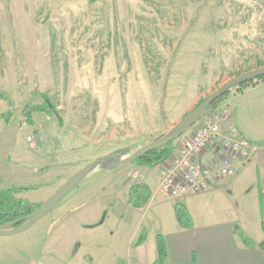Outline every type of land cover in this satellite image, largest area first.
<instances>
[{"label":"rangeland","instance_id":"1","mask_svg":"<svg viewBox=\"0 0 264 264\" xmlns=\"http://www.w3.org/2000/svg\"><path fill=\"white\" fill-rule=\"evenodd\" d=\"M260 67L264 0H0V91L14 103L5 133L0 120V154L8 150L22 173L49 161L54 167L51 192L31 189L19 198L43 203L95 158L135 152L225 83ZM41 95L53 113L49 119L34 112L30 126L23 108L42 105ZM223 99L216 106L225 107ZM6 111L0 101V114ZM182 139L173 141L175 149ZM36 152L48 157L36 161ZM121 166L110 173L96 168L28 229L0 236V264H41L46 239L58 234L67 254L87 234L116 235L121 254L142 230L145 248L155 250V235L174 218L166 200L177 197L161 192L144 207H131L129 187L154 175L134 169L114 175L131 167ZM39 181L31 176L24 185ZM109 184L117 186L114 204L110 189L104 192ZM99 219L106 222L97 227Z\"/></svg>","mask_w":264,"mask_h":264},{"label":"crops","instance_id":"2","mask_svg":"<svg viewBox=\"0 0 264 264\" xmlns=\"http://www.w3.org/2000/svg\"><path fill=\"white\" fill-rule=\"evenodd\" d=\"M220 104L230 109L234 125L252 143V155L246 163L236 166L232 176L213 183L209 190L178 197L174 202L166 200L172 204L173 212L176 203L183 204L192 217L193 225L190 228H182L175 214L174 218H169L168 226L158 233L164 236L168 251L163 264H264V249L260 246L264 242V82H256L240 90L235 89L229 92ZM0 120H3L1 114ZM10 125L11 123L4 124L2 132L5 133L4 130ZM2 143L0 139V145ZM5 153L0 154V189L26 186L25 180L35 176L42 180L39 181V191H42V195L51 192L54 179L51 171L54 167L50 161L35 170L22 173L20 169L23 166H19L20 162L13 158L8 150ZM34 156L39 162H44L42 159L48 157L38 152ZM205 157L206 155L199 156L198 161ZM24 158L31 159L27 156ZM6 165L14 170H8ZM126 165L131 167L113 172L114 175L120 176L133 169L146 171L147 174L152 171L154 176H150L144 184L151 189L152 199L159 195L163 197L159 181L164 164L151 168L135 164ZM110 171L113 170L108 173ZM97 187L89 188L93 189L94 198H97V190H94ZM107 188L113 193V202L117 186L109 184L104 188V192ZM24 192L26 191L17 194V197ZM83 206L85 205L82 204ZM105 222V219H99L96 226H103ZM238 232L250 239L251 244H245ZM116 238V235L110 234L106 237L87 234L79 240L77 248L67 254L62 252L65 236L51 235L45 243L48 248L45 252L47 259L41 264H151L157 257L156 247L153 251L145 248L147 233L144 243L136 245V241L132 242L121 254L115 250L119 241ZM120 246L123 247L124 244Z\"/></svg>","mask_w":264,"mask_h":264},{"label":"built area","instance_id":"3","mask_svg":"<svg viewBox=\"0 0 264 264\" xmlns=\"http://www.w3.org/2000/svg\"><path fill=\"white\" fill-rule=\"evenodd\" d=\"M188 132L163 163L159 185L166 196L178 198L205 192L213 183L232 176L236 166L246 163L252 155V143L236 128L226 106L214 107ZM203 155L206 157L198 161Z\"/></svg>","mask_w":264,"mask_h":264},{"label":"trees","instance_id":"4","mask_svg":"<svg viewBox=\"0 0 264 264\" xmlns=\"http://www.w3.org/2000/svg\"><path fill=\"white\" fill-rule=\"evenodd\" d=\"M264 79V75L249 81L245 84H242L238 87V90L251 86L256 83V80ZM230 92V91H229ZM229 92L226 94L228 95ZM43 99L46 97L41 95ZM224 97V96H223ZM218 99L213 106L215 107L222 99ZM0 101H3L7 104V111L1 114V118L4 120V123L8 125L11 121L13 116V106L14 103L10 96L3 91H0ZM34 112H46V115L50 119V115L53 113L52 105L49 104L48 100H43L42 105H30L27 104L23 108L24 119L25 122L33 126L34 121L32 119V114ZM61 124V120L58 121ZM173 142L167 144L166 146L156 149L141 158L132 162V164H137L138 166L142 167H154L158 164H163L175 151V148L172 144ZM41 188L40 185H30V186H10L7 188L0 189V225L13 222L16 220H22L26 216L32 214L40 205L41 203H30L27 200L21 199L17 197V194L31 190V189H39ZM151 189L147 184L139 183L134 184L129 187L127 192V202L128 204L136 209H140L144 207L150 197H151ZM174 214L178 224L182 228H190L193 225L192 217L188 211V209L181 203H176L174 205ZM242 241L245 244H251V240L248 239L242 232H238ZM146 239V231L142 230L139 234V237L136 240V245H141L144 243ZM155 243H156V251L157 257L151 264H163L164 260L168 256L167 246L165 238L162 234H157L155 236ZM261 248L264 249V242L260 244Z\"/></svg>","mask_w":264,"mask_h":264},{"label":"water","instance_id":"5","mask_svg":"<svg viewBox=\"0 0 264 264\" xmlns=\"http://www.w3.org/2000/svg\"><path fill=\"white\" fill-rule=\"evenodd\" d=\"M263 75L264 67H260L231 79L191 110L180 122L171 128L168 133L137 149L131 154H127L126 150H121L113 151L104 156L95 158L67 182L61 185L48 199L41 203L32 214L26 216L22 220H16L0 225V236L14 235L28 229L38 220L50 213L65 196L74 190L78 184L96 168L99 167L103 170H110L124 164L132 163L142 156L177 140L198 120L211 113L214 109L213 104L231 89L237 88L242 84L255 80Z\"/></svg>","mask_w":264,"mask_h":264}]
</instances>
